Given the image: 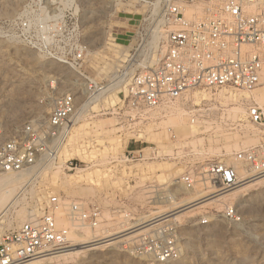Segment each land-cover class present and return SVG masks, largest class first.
<instances>
[{
  "label": "rangeland",
  "instance_id": "rangeland-1",
  "mask_svg": "<svg viewBox=\"0 0 264 264\" xmlns=\"http://www.w3.org/2000/svg\"><path fill=\"white\" fill-rule=\"evenodd\" d=\"M75 1L87 46L86 62L79 73L7 38L8 25L25 0H0V143L23 125L46 121L55 100L71 89L77 93L78 111L76 124L54 159L27 171L22 185L0 208L12 199L17 201L0 218V233L16 228L30 215L40 216L52 196L85 205L96 203L102 210L103 223L95 231L69 230L83 238L71 240L73 246L103 240L183 210L176 220L157 221L160 225L134 233L130 239L104 244L73 261L56 264H264V179L252 182L243 194H238L242 186L223 194L227 198L236 195L228 202H205L184 210L211 196L209 184L198 181L209 161L231 163L234 151L259 139L261 132L249 124H241L240 129L230 125V120L244 118V114L233 117L236 106L225 99L234 93L219 92L215 105L220 110L194 124L186 113L171 120L165 107V113L159 110L154 117L130 121L122 107L131 77L154 67L163 53L165 35L159 19L164 4L182 2L185 17L193 19L201 14L206 0ZM90 82L104 91L96 104L85 98L84 89ZM263 83L251 93L236 94L253 99ZM208 96L203 95L210 100ZM185 172L197 181L192 189L181 181ZM226 206L236 212L235 220L222 216ZM58 211L65 224L57 225L69 226L64 209ZM161 226L174 231L180 253L177 259L158 263L150 257L130 255L129 247L140 235Z\"/></svg>",
  "mask_w": 264,
  "mask_h": 264
},
{
  "label": "built area",
  "instance_id": "built-area-1",
  "mask_svg": "<svg viewBox=\"0 0 264 264\" xmlns=\"http://www.w3.org/2000/svg\"><path fill=\"white\" fill-rule=\"evenodd\" d=\"M183 6L180 1H167L161 10L163 53L154 67L133 75L126 86L122 107L130 121L153 117L152 112L158 110L164 113L169 105H180L189 123L194 124L220 110L215 105L219 92L246 94L262 84L264 0H206L201 14L193 19L185 17ZM8 30L7 38L48 61L78 73L86 62L87 46L75 0H25ZM84 90L87 101L102 92L91 82ZM202 92L212 98L199 99L194 105L192 101ZM76 100L77 93L71 89L55 100L46 121L23 125L18 133L1 142L0 172L35 171L50 163L71 132ZM212 107L217 109L210 111ZM244 108L243 121L229 119L230 125L240 129L241 124H249L261 132L259 139L254 145L234 151L231 163H207L198 181L209 184L211 196L264 179V106L248 100ZM181 181L187 189L197 182L189 172L182 175ZM60 209L65 211L67 227L56 224L55 212ZM222 216L235 220L236 212L226 206ZM102 223L98 204L52 196L40 216L0 233V264H26L68 249L73 246L69 230H94ZM202 223L207 220L202 219ZM129 253L158 263L180 255L173 229L164 226L140 235L130 245Z\"/></svg>",
  "mask_w": 264,
  "mask_h": 264
},
{
  "label": "bare ground",
  "instance_id": "bare-ground-1",
  "mask_svg": "<svg viewBox=\"0 0 264 264\" xmlns=\"http://www.w3.org/2000/svg\"><path fill=\"white\" fill-rule=\"evenodd\" d=\"M183 10H184V8H183ZM163 32H164V30H163ZM261 81L264 82V74L262 76ZM221 92H225V91H221ZM103 93H104V91H102L100 94L95 96V99L90 100L89 103L96 104L97 102H99V99L101 97L100 95H103ZM239 93H242V92H239ZM204 94H208V93L202 92L200 94V97L194 98L193 101L198 102L199 99H206L205 97H203ZM208 95H209L208 96L209 98L210 97L212 98V95L211 96H210V94H208ZM225 99L231 100L232 102H234V105L236 106V108H234V110L232 111L233 117H235L236 115L245 114L244 113L245 112V108H244L245 101L255 100V101H258L260 103H264V83H263V86L256 91V95L253 99L251 97H247V96L244 97L243 95L241 97L239 94L237 95L236 93H235V95L230 93V95H228ZM165 108L169 109V111L167 113H170L169 118L170 119L172 118L171 120H173V118H175L174 120H176V118H179L185 114L184 108L180 105H177L175 107H173V105L172 106H166ZM213 108H215V107H213ZM211 110H212V108L210 109V111ZM158 111L152 112L151 116L154 117L155 113H157ZM77 112L78 111L76 109L74 116L72 118V127L76 124ZM79 171L80 170H77L75 172H79ZM77 174H79V173H77ZM26 175H27L26 170L17 171V172H3L0 174V208H2L6 204L8 199L12 196V194H14L15 190L18 189L20 185H22V182L24 181ZM256 183H259V181ZM253 185H254L253 183H249V184H245L244 186L242 185V187L240 186L241 188L238 190V192H239L238 194H243L249 187H251ZM235 196L236 195H232L230 198H227L225 195H218V196L214 195L212 197L210 196V197H206V198H201L196 203H193V204L190 203L191 205L189 207L185 208L184 210L191 208L193 206L205 203V202H209V203H213V204L216 202L217 203L218 202L224 203V201L228 202L229 200H232L233 198H235ZM16 204H17V201H13V199L11 201H9V203L4 207V209H2L0 211V218L2 216H4L10 209H14ZM182 211L183 210H180V211H177L174 213H170L168 215H164L163 217H160V219H158L157 221L159 222L160 220H164L166 218L167 219L172 218L173 220H176V218H177L176 215H178ZM56 213H57V217H55L56 224H59V225L65 224L63 219L59 218V216H58L59 211H57ZM25 214H26V212H24V210H23V212L21 213V216L24 217ZM29 214H32V213H29ZM30 216L32 217L33 215H30ZM153 221H155V220H151L150 223L146 221V222H143L141 224H137L136 226H132L131 228H128V229L123 230L121 232H117V233L112 234L110 236H106V238L103 240H101V239L104 237H102L101 239L99 238V239H95V240L91 239V241L83 242L79 246H72V247L65 249L63 251L55 252L52 255L32 260L26 264H56V263H59L61 261H73L84 251L96 249L97 247L103 246L104 244H108L109 242H110V244L119 243V242L124 241L126 239H130V237L132 235H134V233L144 232L150 226L152 227L154 225V227H156V225L157 226L159 225V224H157L158 223L157 221L156 222H153ZM151 222H153V223H151ZM81 228L85 229V230L88 229V228H84V227H81ZM95 230H93V231H95ZM107 237L108 238L111 237V238L108 239ZM69 238L72 241L73 240L74 241H83L82 235L78 234V233H76V234H73L72 232L69 233Z\"/></svg>",
  "mask_w": 264,
  "mask_h": 264
}]
</instances>
